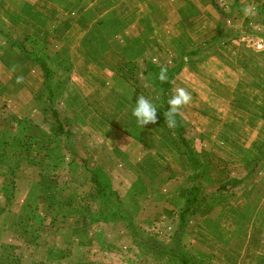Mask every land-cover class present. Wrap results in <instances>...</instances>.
Here are the masks:
<instances>
[{
	"label": "crops",
	"instance_id": "0c3cea01",
	"mask_svg": "<svg viewBox=\"0 0 264 264\" xmlns=\"http://www.w3.org/2000/svg\"><path fill=\"white\" fill-rule=\"evenodd\" d=\"M154 1L0 0V28L16 39L27 36L29 41H37L51 32L53 42H129L131 30L128 34L125 26L136 24L138 21H133L134 18H139L143 25H167L170 13L160 11H168L170 7H163L159 2L152 6ZM227 1L223 3L228 7L236 4L244 18L254 17L264 25V0ZM174 3L176 26L187 24V21L191 23L193 14H197L194 21L198 17V0L190 4L182 0ZM150 9L159 11L150 12ZM104 27L111 28L108 33L111 38H107ZM245 40L240 37L215 54L221 60L217 64L222 66L224 75H232L230 81L227 80L233 81L228 85L231 89H227L233 94L227 101V111L234 122L240 123L228 125L224 118L226 126L220 134L218 127L212 123L210 127L207 120L210 115L216 116L217 109L207 116L202 112L200 116L196 113L184 116L200 135L202 145L205 146L208 139L222 137L226 141L224 146L243 155L241 162L254 153L255 146L261 147V153L264 151V122L261 120L264 113V39H259L261 44L253 45ZM209 73L212 75V70ZM42 78L39 67L0 35V258L2 254L7 255L0 264H35V254L52 248L62 252V257L51 264H115L112 258L115 251L104 252L102 236L88 226L87 213L77 203L81 198L63 197L59 205H50L57 195L56 185L69 179L60 172L63 169L61 161L54 158L58 149L54 141L43 137L40 133L45 131L34 125L29 138L32 144L23 151L21 135L9 127L8 119L12 117L32 118L29 112H33L32 102L41 91ZM223 84L227 85L224 81ZM214 129L217 131L211 137L209 133L213 134ZM231 130L236 131L233 139L239 138L238 143L224 138L231 135ZM254 178L238 193L208 201L193 221L189 249L206 264H264V179ZM181 238L185 240V235ZM80 247L83 250L80 251ZM17 249L30 252V260L14 257L12 261V251ZM42 258L39 255L38 260H46ZM130 264L135 262L130 261Z\"/></svg>",
	"mask_w": 264,
	"mask_h": 264
},
{
	"label": "rangeland",
	"instance_id": "374dc122",
	"mask_svg": "<svg viewBox=\"0 0 264 264\" xmlns=\"http://www.w3.org/2000/svg\"><path fill=\"white\" fill-rule=\"evenodd\" d=\"M182 1L184 4L186 2L190 4L191 1L196 2V0ZM158 2L163 7H170L167 9L168 11H160L170 13L167 14V25H143L139 23V18H134L133 21L136 19L138 21L136 24L125 26L128 34L131 30L132 36L129 35V39L131 38L129 42L107 40L95 43L53 42L54 36L50 32V34L41 36L37 41L32 39L26 43L27 47H31L47 65L70 72V81L68 83L64 81L63 84L61 82V88L55 91V108L59 111L60 118L68 116L75 122L76 126L72 130L74 140L80 155L84 156L89 163L87 168L96 169L101 180L119 193L125 209L135 221L152 233L157 231L152 228V225H158L161 228L168 227L167 224L171 215L182 204L189 184L185 181L186 166L184 159L180 156L174 138L168 135L162 122L161 104L155 94L152 93L153 87L148 85L142 76L143 64L148 62L156 66L173 68L179 62L177 56L181 52L197 46L206 49L208 47L206 43L212 41L211 38L214 35L223 31L224 26L233 29V35L240 34L241 38L246 39L244 42L251 45L256 42L262 43L253 36L254 34L264 36V25L254 17H246L248 24L244 28V17L240 15L236 4L228 7L223 3V0H198L200 9L195 21L194 16L197 14L189 17L191 23L187 21V24L176 26L173 19L176 7L175 0H155L152 2V6ZM215 5L225 13L226 22L221 23ZM154 11L159 10L150 9V12ZM144 13L146 11H143ZM104 28L107 38H111L112 36L108 35L111 28ZM3 30L5 29L3 28ZM7 33L9 35V31ZM240 37H236L233 41L240 40ZM51 38L52 40H50ZM16 41L19 42L18 39ZM219 49L184 66L183 70L170 81L169 99L176 88L182 87L190 93V103L179 110V113L186 118L191 117L194 113L196 116H200L199 113L201 112L207 116L211 111H215L213 109H217L216 116L210 115V119L207 120L210 121L209 126L211 127V123L214 124V127H218L221 134L222 127L226 126L223 124L224 118L228 125L237 126L232 123L240 122H234L227 111L229 110L227 101L233 96L227 89H229L228 87L231 89V86L228 85H231L233 81L228 82L232 75L230 77L229 74L225 76L226 73L220 69L222 66L217 64L221 62L219 58L215 57ZM205 61L210 63L206 65ZM210 70H212V75L209 73ZM192 72L195 74H191ZM58 76V72L54 74L53 82L60 80ZM212 76H217V78H212ZM223 81L227 85H224ZM43 85L44 80L42 78L41 91ZM37 95L38 93L35 98L38 97ZM138 95L149 99L156 106L158 111L156 124L142 127L132 116L133 104ZM35 98L32 102L33 112H29L32 115L33 125L25 129L22 127L15 128L17 134L22 137V150H28L32 144L29 140L31 138L30 129H34V125H36L45 131L40 133L43 137L54 141L58 148L54 158L59 159L61 166H64V161L66 162L64 155H73L75 158L78 156L76 157L71 149L65 154L61 141L49 133L50 123L53 119L47 111L42 113V103L39 105L40 101ZM72 110L75 112L74 116H70ZM216 131L214 129L213 134L210 132L209 135L213 137ZM229 133L231 135L224 138L229 139L232 143L235 141L238 143L239 138L234 137L233 139L236 131L231 130ZM224 142L226 141L222 137H218L208 139L205 146L202 145L203 140L202 143L195 141L193 145L202 153L204 173L209 178L221 182L229 177L242 176L248 168L250 169L253 167L252 165L259 163L256 176L264 179V151L260 152V146H255L254 153L247 155V160L241 162L240 158L243 155L231 152L234 149L228 148L227 145L224 146ZM60 172L65 175L67 171L63 168ZM66 176L70 177L68 174ZM87 176L83 171L75 172L74 177L77 181L73 186L74 190L80 188L82 191L78 196L81 199L77 203L88 215L92 212V206L82 198L83 195L86 197L92 193L86 184ZM60 181L64 180L60 179ZM72 205L75 206V203L73 202ZM195 218L183 232L185 240H182L186 251L191 253L194 251L189 249L188 238ZM126 227L123 224L115 226L109 224L103 229L104 233L109 235L112 249H115L112 256L115 259L113 260L115 264H130V261H134L135 264H160L164 260L156 251L145 250V253L143 250L137 251L126 238ZM166 232L167 234L172 232L171 228ZM30 234V236H34L32 232ZM177 245L173 248L175 252L180 248ZM79 250L83 249L80 247ZM125 250L128 251L124 252ZM58 251L52 248L45 253L43 251L41 254H35L37 258L35 264H51V261L60 259L62 252ZM168 252L166 247L164 249L165 254H163L167 256ZM12 254V261L15 257L26 262L30 260L32 255L25 249H17L12 251ZM39 255L43 257L42 259L46 258L47 261L38 260ZM5 256L7 255L3 256L2 254L0 260L4 261ZM213 264L216 263L213 262Z\"/></svg>",
	"mask_w": 264,
	"mask_h": 264
},
{
	"label": "trees",
	"instance_id": "16d2710c",
	"mask_svg": "<svg viewBox=\"0 0 264 264\" xmlns=\"http://www.w3.org/2000/svg\"><path fill=\"white\" fill-rule=\"evenodd\" d=\"M215 7L220 16L221 23L226 22L225 13L221 11L218 6L215 5ZM243 23L244 28H246L248 19L244 18ZM223 29V31L211 38L212 41L206 43V45H208L206 49L197 46L188 51L181 52L177 56L179 62L173 68L156 66L148 62L143 64L142 76L146 79L148 85L153 87L152 93L155 94L161 104L162 122L167 129L168 135L174 138V143L179 150L180 156L184 159L186 166L185 181L189 184L185 191L182 204L178 206L176 211L171 215L169 223L167 224L168 227L161 228L158 225H152V228L157 230L156 233H152L145 230L141 224L135 221L133 216L125 209L119 193H117L112 186L101 180L98 173H96V169L87 168V164L89 163L84 156L80 155L77 148L78 146L74 140L72 130L76 126L75 122L68 116L60 118L59 111L55 108V91L61 88L64 81L67 83L70 81V72L59 67L47 65L43 59L36 55L31 47H27L26 43L29 41V37L24 36L17 38L19 40L18 42L16 38H11L8 33L0 28L1 37L8 41L12 47L29 57L39 67L42 72L44 85L43 90L38 92V97L35 99L40 101L39 105L42 103V113L47 111L53 119L51 121L52 123H50L49 133L61 141L62 149L65 154L70 152L71 149L76 157L78 156V158H75L73 155H64V160L66 159V162L64 161L63 168L67 171L65 176L68 174L70 177L66 176L69 179L67 182L64 181L62 185H56L57 195L50 205H59L63 197L79 196L82 191L80 188L74 190L73 184L77 181L74 174L79 170L85 172L88 175L86 181L87 187L92 192L88 196L85 197L83 195L82 197L83 200H86L88 204L92 206V212L87 215L86 222L90 228L95 229V231L102 236L103 251H108V253L114 252L109 242V235L105 234L103 229L109 224L114 226L123 224V226H127L125 235L132 246L140 252L141 250H143V252L145 250L156 251L164 259L160 264H206L204 260L200 259L194 253L186 251L181 240L183 232L208 201L214 197L231 196L238 193L247 187L256 175L259 163H255L248 172L240 177H230L221 182L213 181L204 173L201 151L193 147L195 141L199 143L202 142L200 135L194 131L182 114L178 113L176 116V126L174 128L168 126L167 117L165 115L168 110L167 102L170 96L169 88L171 79L174 78L184 66L202 59L216 49L229 44L236 37H240L238 33L233 35L232 32L234 30L227 28V26H224ZM253 36L258 39H264V36L260 34H254ZM161 69H167V78L163 82L158 79ZM57 72L59 73L58 78L60 82H53L52 78ZM74 114L75 112L72 110L70 116H74ZM261 120L264 122V113L261 115ZM8 123L10 124L9 127L13 129L18 127L25 129L33 125V120L30 118L19 120L12 117L8 119ZM169 228H171L172 232L167 234L166 230ZM176 243L179 244L177 245ZM176 245L180 247L177 252L173 250ZM166 247L169 250L168 254L166 253L167 256L164 255V249ZM127 251L128 250H125L124 252ZM141 261L143 262V260Z\"/></svg>",
	"mask_w": 264,
	"mask_h": 264
},
{
	"label": "clouds",
	"instance_id": "9594fccd",
	"mask_svg": "<svg viewBox=\"0 0 264 264\" xmlns=\"http://www.w3.org/2000/svg\"><path fill=\"white\" fill-rule=\"evenodd\" d=\"M247 11V10H246ZM167 69H161L158 79L160 81L166 80ZM191 101V95L184 88H176L174 94L168 100V110L166 112L167 123L170 128L176 126V116L179 110L189 104ZM132 108V116L135 118L136 122L142 127L149 124L157 123V108L156 106L147 98L142 95L136 97L135 103Z\"/></svg>",
	"mask_w": 264,
	"mask_h": 264
}]
</instances>
